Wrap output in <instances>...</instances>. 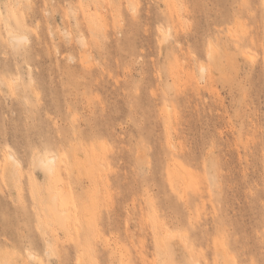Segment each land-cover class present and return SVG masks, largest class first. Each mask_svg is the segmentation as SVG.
<instances>
[{"label":"rangeland","instance_id":"rangeland-1","mask_svg":"<svg viewBox=\"0 0 264 264\" xmlns=\"http://www.w3.org/2000/svg\"><path fill=\"white\" fill-rule=\"evenodd\" d=\"M0 264H264V0H0Z\"/></svg>","mask_w":264,"mask_h":264},{"label":"bare ground","instance_id":"bare-ground-1","mask_svg":"<svg viewBox=\"0 0 264 264\" xmlns=\"http://www.w3.org/2000/svg\"><path fill=\"white\" fill-rule=\"evenodd\" d=\"M133 8V7H132ZM134 10V9H132ZM7 35H8V39L11 41V43L13 44H19V43H22L23 41L27 42L26 40V36L24 35H19V34H16L14 33L11 29H7ZM6 35V36H7ZM167 36V34L165 35V37ZM164 37V38H165ZM211 49V48H210ZM209 50V49H208ZM209 53H210V50H209ZM212 53V52H211ZM210 53V54H211ZM209 54V55H210ZM204 70V68H203ZM202 70V72H203ZM201 72V69L199 70ZM10 160H13V158L11 157V155L8 156ZM4 162V161H3ZM38 166L43 169L44 171H46L47 173L49 174H52V170H53V167L55 166V158L53 156H50V157H47L45 159H38L37 160V163ZM55 197H53L54 199ZM31 257V256H30Z\"/></svg>","mask_w":264,"mask_h":264}]
</instances>
